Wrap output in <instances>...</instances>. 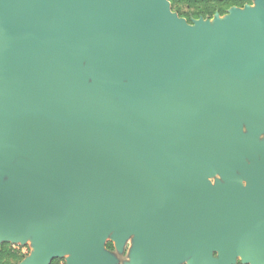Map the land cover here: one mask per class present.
I'll return each mask as SVG.
<instances>
[{
  "label": "water",
  "instance_id": "obj_1",
  "mask_svg": "<svg viewBox=\"0 0 264 264\" xmlns=\"http://www.w3.org/2000/svg\"><path fill=\"white\" fill-rule=\"evenodd\" d=\"M255 2L188 23L169 0H0V242L31 238L23 264H116L110 233L134 234L128 264H264Z\"/></svg>",
  "mask_w": 264,
  "mask_h": 264
},
{
  "label": "trees",
  "instance_id": "obj_2",
  "mask_svg": "<svg viewBox=\"0 0 264 264\" xmlns=\"http://www.w3.org/2000/svg\"><path fill=\"white\" fill-rule=\"evenodd\" d=\"M252 0H169L172 12L183 17L188 23L199 17L212 18L214 14H226L231 7H243ZM106 248L113 251L111 241L106 242ZM24 254L14 250L8 242H0V264H23L20 261ZM50 264H65L64 258H55ZM235 264H243L239 260Z\"/></svg>",
  "mask_w": 264,
  "mask_h": 264
},
{
  "label": "rangeland",
  "instance_id": "obj_3",
  "mask_svg": "<svg viewBox=\"0 0 264 264\" xmlns=\"http://www.w3.org/2000/svg\"><path fill=\"white\" fill-rule=\"evenodd\" d=\"M256 2L255 0H252L251 6H255ZM226 17V16H225ZM243 122H242V127H241V131H243L244 127L246 128V126H244ZM259 139L263 140L264 139V135H260ZM210 181H214V178H209ZM216 180V179H215ZM134 234L130 235L125 243L124 246L122 247L121 250H117V248L114 246V240H112L111 237V233L108 234V236L105 239V243L108 241H111L114 249L113 252L116 254L117 257V263L116 264H128V262L131 259V253H132V248L134 246ZM8 244L14 249V250H18L19 253L21 252V254H24V257H22V260H24L28 255H30L33 250H34V244H33V240L31 238H29L25 243H13V242H8ZM65 259V256L63 257ZM177 264H187V259H183L181 261H179Z\"/></svg>",
  "mask_w": 264,
  "mask_h": 264
},
{
  "label": "flooded vegetation",
  "instance_id": "obj_4",
  "mask_svg": "<svg viewBox=\"0 0 264 264\" xmlns=\"http://www.w3.org/2000/svg\"><path fill=\"white\" fill-rule=\"evenodd\" d=\"M244 126H245V125H244ZM244 126H243V127H244ZM243 132H244V133H247V132H248L247 127H246V128L244 127ZM262 134L264 135V133H259V134H258V140H260V141H261V139H259V136L262 135ZM263 140H264V139H263ZM258 155H259V153H258ZM244 159H245V161H246L247 163H249V161H248L247 158L244 157ZM236 173L241 177V178H240V182L242 183V185L245 186L246 183H247V181L244 179L243 174H242L239 170H236ZM212 177L214 178V181H210L212 184H214L215 179H216V180L218 179V180H220L221 182H223V179L220 177V175H219L218 173H215L214 175L210 176L209 178H212Z\"/></svg>",
  "mask_w": 264,
  "mask_h": 264
}]
</instances>
